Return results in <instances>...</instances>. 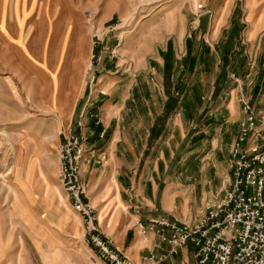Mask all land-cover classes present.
I'll return each instance as SVG.
<instances>
[{"label": "rangeland", "instance_id": "rangeland-1", "mask_svg": "<svg viewBox=\"0 0 264 264\" xmlns=\"http://www.w3.org/2000/svg\"><path fill=\"white\" fill-rule=\"evenodd\" d=\"M224 6L235 7L229 35L242 19L264 15V0H0V264H155L145 257L155 254L158 236L142 214L154 190L159 199L172 184L170 195L192 212L221 196L232 141L227 134L212 143L211 135L188 134L186 126L204 101L200 81L207 76L196 89L183 78L185 86L170 93L161 91L159 74L163 67L169 86L171 47L183 53L196 19ZM188 63L194 65L185 61L184 74ZM258 74L255 64L238 99L256 117L264 116V77L258 92L250 89ZM129 84L128 109L107 127L120 130L111 149L98 107L120 101ZM162 102L159 124L167 129L151 140L147 129ZM175 106L182 124L167 118ZM71 135L82 148L79 175L91 222L72 208L59 178V149ZM142 149L147 154L139 157ZM109 230H126L129 244L139 239L135 257ZM94 236L118 252L119 263L102 254Z\"/></svg>", "mask_w": 264, "mask_h": 264}, {"label": "crops", "instance_id": "crops-1", "mask_svg": "<svg viewBox=\"0 0 264 264\" xmlns=\"http://www.w3.org/2000/svg\"><path fill=\"white\" fill-rule=\"evenodd\" d=\"M234 10L235 7L227 10V7L224 6L216 12L214 17L213 15H205L201 20L199 18L196 19L197 26L193 28V36H190V40L185 39L183 53H177L175 47H171L172 67L170 70L169 86L164 83L165 69L163 67L159 74L161 78V91H169L170 93L175 92V90L180 91V88L185 86L183 78H186V82L190 80L191 84L189 89H196L195 85L197 81H200V77L203 79V77L207 76V80L200 81L204 101L200 104L201 106L198 108V112H194L195 117L192 116L191 120L186 121V126H189L190 129L187 132L188 134L195 135L196 133L198 136L206 135L208 138L211 135L212 143L213 141L223 139L224 135L227 134V138L232 142L234 141L235 136L239 132L240 123L244 118V112H242L238 102L239 94L242 93L243 89L247 90L244 81L251 73L255 64L259 68L260 74H258L256 82L250 86L252 92H258L260 90L261 84L259 83L258 77H264V15L256 17L250 23L247 18L245 20L242 19L240 24H237L234 33L229 35V32L233 31L231 28L229 31L227 29L230 26ZM248 25L250 27L247 30ZM0 26L2 29H5L3 23ZM247 43L251 45L249 52H247ZM195 45L201 46L199 49H196L197 47L194 49ZM254 47H256L255 51ZM190 60L194 61V65L191 69L189 63L186 64L187 71L184 74L182 71L184 68L183 63L185 61L189 62ZM27 61L30 60L27 59ZM205 61L208 63H205ZM100 87L102 86H98L96 91H101ZM123 88L126 89V93L123 94L120 101L109 100L98 107L101 109L100 114L103 123L107 121L103 125L107 129L106 133L108 141L111 144V149H114V146L120 140V130L118 124L116 125L117 127H113L112 129L107 128L109 121L110 119L118 117L120 110L128 109L126 103L130 98L131 86L129 84ZM177 106L173 108L167 118L171 119V116H173L176 123L180 121L182 124L184 113L177 109ZM165 107V103L162 102L160 111L155 113L154 116H151L146 134L148 138L150 134L152 135L150 137L151 140L160 139L161 135L167 129L165 124H159L160 116H162L163 108ZM179 107L182 109L181 106ZM173 112L174 115H172ZM194 120H196L195 123ZM200 124L205 129H198L194 132L195 128L199 127ZM97 140H99V136ZM213 148H215V145L212 146ZM146 154V150L142 149L138 153V156L142 157L146 156ZM10 169L9 167L7 171H10ZM16 182L18 184L22 181L18 179ZM171 185L164 187L159 199H155L154 190L152 199H147L142 214L148 217V219L151 216H163L167 219L177 218L182 221H195L197 217L203 214V207H197L192 212L189 211L186 201L185 203H176V196L178 194L175 192L170 195ZM127 187L132 190L134 185H130V187L127 185ZM118 194L120 195V193ZM108 233L113 237L116 246L125 249L127 253L135 257L136 247L139 241L138 238L129 244L125 240L126 230L116 234L113 230H109ZM151 237L155 239V234H151ZM160 251L166 253L167 246L162 245L160 250L159 248L156 249L155 255H158ZM155 264H196L195 249L192 245L188 244L187 246L179 248L176 254L165 255Z\"/></svg>", "mask_w": 264, "mask_h": 264}, {"label": "built area", "instance_id": "built-area-1", "mask_svg": "<svg viewBox=\"0 0 264 264\" xmlns=\"http://www.w3.org/2000/svg\"><path fill=\"white\" fill-rule=\"evenodd\" d=\"M242 103L244 118L230 148L231 167L221 196L204 205L196 222L149 218L146 226L158 236L154 247L167 246L165 254L157 257L151 252L145 257L149 263L190 244L196 264H264V116L256 117L251 104ZM59 155V178L70 204L91 222L93 208L84 199L79 175L82 148L75 135L65 140ZM93 243L111 261L120 262L107 241L94 236Z\"/></svg>", "mask_w": 264, "mask_h": 264}]
</instances>
